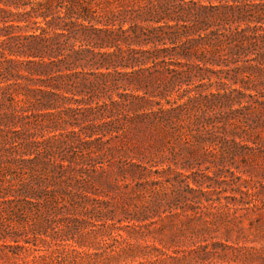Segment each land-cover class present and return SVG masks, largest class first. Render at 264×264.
I'll return each mask as SVG.
<instances>
[{
  "label": "trees",
  "instance_id": "16d2710c",
  "mask_svg": "<svg viewBox=\"0 0 264 264\" xmlns=\"http://www.w3.org/2000/svg\"><path fill=\"white\" fill-rule=\"evenodd\" d=\"M261 128L264 0H0L4 256L78 253L97 185L154 176L169 206L198 154Z\"/></svg>",
  "mask_w": 264,
  "mask_h": 264
},
{
  "label": "rangeland",
  "instance_id": "374dc122",
  "mask_svg": "<svg viewBox=\"0 0 264 264\" xmlns=\"http://www.w3.org/2000/svg\"><path fill=\"white\" fill-rule=\"evenodd\" d=\"M238 128L241 133L244 126ZM252 139L256 150L244 155L217 148L216 157L198 154L185 172L189 182H199L190 183L197 191L168 192L170 207L153 206L155 191L145 182L154 176L119 178L112 188L97 185L104 192L98 197L103 214L91 220L82 247L75 244L78 253L67 247L68 254H51L52 249L32 260V255L4 256L0 250V264H54L57 257L59 264H264V128ZM173 196L177 201H170Z\"/></svg>",
  "mask_w": 264,
  "mask_h": 264
}]
</instances>
